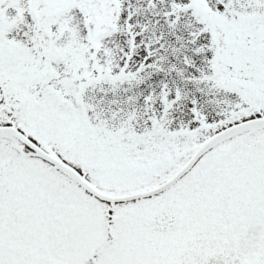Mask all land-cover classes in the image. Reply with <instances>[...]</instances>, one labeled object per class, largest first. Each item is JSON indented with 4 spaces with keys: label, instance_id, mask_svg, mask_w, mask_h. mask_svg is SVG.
<instances>
[{
    "label": "snow or ice",
    "instance_id": "6c2138e0",
    "mask_svg": "<svg viewBox=\"0 0 264 264\" xmlns=\"http://www.w3.org/2000/svg\"><path fill=\"white\" fill-rule=\"evenodd\" d=\"M0 264H264V0H0Z\"/></svg>",
    "mask_w": 264,
    "mask_h": 264
}]
</instances>
